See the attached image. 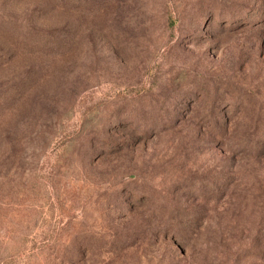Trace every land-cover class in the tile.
<instances>
[{"label":"rangeland","instance_id":"rangeland-1","mask_svg":"<svg viewBox=\"0 0 264 264\" xmlns=\"http://www.w3.org/2000/svg\"><path fill=\"white\" fill-rule=\"evenodd\" d=\"M0 264H264V0H0Z\"/></svg>","mask_w":264,"mask_h":264}]
</instances>
